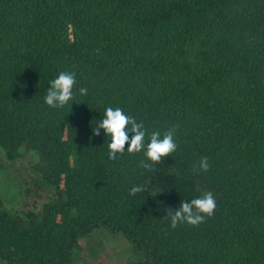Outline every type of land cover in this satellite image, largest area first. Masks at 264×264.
<instances>
[{
  "label": "trees",
  "instance_id": "obj_1",
  "mask_svg": "<svg viewBox=\"0 0 264 264\" xmlns=\"http://www.w3.org/2000/svg\"><path fill=\"white\" fill-rule=\"evenodd\" d=\"M53 191L0 202V262L264 264V0H0V150Z\"/></svg>",
  "mask_w": 264,
  "mask_h": 264
},
{
  "label": "rangeland",
  "instance_id": "obj_2",
  "mask_svg": "<svg viewBox=\"0 0 264 264\" xmlns=\"http://www.w3.org/2000/svg\"><path fill=\"white\" fill-rule=\"evenodd\" d=\"M19 153L18 159L9 161L0 150V202L11 213L20 214L37 211L53 191L33 171L35 153L22 149ZM136 259L123 237L97 229L77 240L70 264H130Z\"/></svg>",
  "mask_w": 264,
  "mask_h": 264
}]
</instances>
